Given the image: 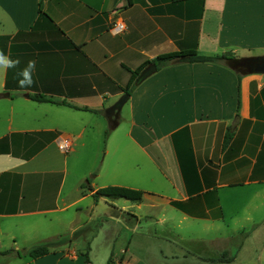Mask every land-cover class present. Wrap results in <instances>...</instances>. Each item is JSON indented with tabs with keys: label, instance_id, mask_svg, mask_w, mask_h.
I'll list each match as a JSON object with an SVG mask.
<instances>
[{
	"label": "crops",
	"instance_id": "0c3cea01",
	"mask_svg": "<svg viewBox=\"0 0 264 264\" xmlns=\"http://www.w3.org/2000/svg\"><path fill=\"white\" fill-rule=\"evenodd\" d=\"M0 18V252L11 250L0 264H86L72 242L31 257L36 234L22 228L80 230L101 200L115 214L117 200L134 208L132 229L143 219L157 225L108 264H264V74L179 58L135 83L115 124L106 112L131 71L159 54L263 55L264 0H0ZM125 105L126 127L110 133ZM57 137L71 149L62 152ZM102 137L109 161L94 167V153L65 188L62 156ZM105 186L142 197L95 201Z\"/></svg>",
	"mask_w": 264,
	"mask_h": 264
},
{
	"label": "rangeland",
	"instance_id": "374dc122",
	"mask_svg": "<svg viewBox=\"0 0 264 264\" xmlns=\"http://www.w3.org/2000/svg\"><path fill=\"white\" fill-rule=\"evenodd\" d=\"M0 21L5 24V28L0 26V30H7V24L5 23V21L2 18H0ZM119 98L120 97H118L115 102ZM126 117L128 118L127 105H125L122 109V122L120 123V125H118L115 131H110V133L116 131L121 132V130L126 127ZM108 142V137H102L99 145L93 144L87 146L86 149L82 148L81 150L78 149V146H74L73 152L62 156L65 157V160L67 162L68 175L65 182V188H68L70 184H72V181L74 182V178L76 177V175L80 173L82 174L84 170L88 171L86 170V168L91 164L92 161H94V153L97 156V158H95L97 159V162H95L94 167L100 168L101 170L102 166H105L110 158V152L106 153L107 148L111 150V145ZM94 173L95 172H93L92 174H88L87 179L89 181L94 180L90 176L94 175ZM82 186L86 187L85 180H83ZM90 203H92V199L91 197H88L82 205H88ZM122 204L123 201L121 200L115 201V205L119 208L117 209L119 211L116 214L115 210L112 209L111 205H109V202L107 201L101 200L100 202L93 204L92 209L88 213L84 212L82 214L85 223L80 228V233L77 235L78 237H82H80V240L74 239L72 241L70 249L72 247H76L78 251H85L86 253H88V259L90 260L91 264H108L111 257H114V253H119L118 251L120 247L123 248L127 244L126 242L131 236H133V240L135 241L137 238H142L141 236H146L153 233V230L157 226L153 218L147 220L143 219L135 229H132V226L134 225L133 219L135 216V209H123L121 208ZM74 209H70V212H72ZM120 209L122 211H120ZM144 211L146 210L144 209ZM39 217L43 218L42 215ZM31 220V218H28L26 220V223H30ZM43 220L44 219H42V221ZM22 229V231H25V233L27 234H36V238L30 239V245L32 247L47 239L48 236H44L45 234L50 235V233H53V236L67 235L73 237L72 233L77 228H74V226H72V228L62 230L64 228H57V225H39L38 228L35 229H32L30 227L26 228L25 230L24 228ZM61 248L62 246L57 247L53 249V251L60 250ZM64 248L66 249V247ZM18 250L20 252V255L23 256V246H19Z\"/></svg>",
	"mask_w": 264,
	"mask_h": 264
},
{
	"label": "trees",
	"instance_id": "16d2710c",
	"mask_svg": "<svg viewBox=\"0 0 264 264\" xmlns=\"http://www.w3.org/2000/svg\"><path fill=\"white\" fill-rule=\"evenodd\" d=\"M200 4L202 5L203 0H199ZM186 57L188 58L187 61L189 62H214V61H223L226 65L233 67L238 71H244V67L239 68V62L242 63L244 58H235L230 54H220V55H203L198 53L195 49L190 50H179V51H171L157 55L152 60H147L138 66L135 70L131 71V76L129 82L125 85L124 88H121L124 93L130 94L135 86V82L140 74V72L150 63L155 64L156 68L159 69L160 67L172 63L173 61ZM34 100L38 101H48L42 95H32L31 96ZM50 101V100H49ZM232 137L230 131H227L223 138V145L227 144ZM83 187V186H82ZM93 198L95 201L98 200L99 197H108V198H118L123 197L130 200L138 201L142 197V192L139 190H134L128 187L123 186H105L98 188L93 194ZM114 209V208H113ZM80 230H75L72 236L61 235V236H54L43 240L42 242L32 246L29 248L28 253L31 257L37 258L43 255L48 254L51 250L60 247L62 245L71 243L74 239H76ZM11 250H5L0 252V254H8ZM85 261L86 264H91L90 260L85 254Z\"/></svg>",
	"mask_w": 264,
	"mask_h": 264
},
{
	"label": "water",
	"instance_id": "95a60500",
	"mask_svg": "<svg viewBox=\"0 0 264 264\" xmlns=\"http://www.w3.org/2000/svg\"><path fill=\"white\" fill-rule=\"evenodd\" d=\"M182 61H187L188 58L182 57L180 58ZM243 62L245 63L244 71L246 73H258V74H264V54L258 55V56H252L244 58ZM156 70L155 64H150L146 66L139 74L137 80L135 83L140 82L144 78H146L148 75H150L152 72ZM129 94L124 93L114 104H112L107 109V118L110 120L113 124L116 123L118 113L123 106V104L128 99Z\"/></svg>",
	"mask_w": 264,
	"mask_h": 264
},
{
	"label": "built area",
	"instance_id": "2783aa9c",
	"mask_svg": "<svg viewBox=\"0 0 264 264\" xmlns=\"http://www.w3.org/2000/svg\"><path fill=\"white\" fill-rule=\"evenodd\" d=\"M110 30L114 34H119L125 30V25L121 20H116L111 24ZM56 143H57L58 148L62 152H67L71 149V142L66 137H57Z\"/></svg>",
	"mask_w": 264,
	"mask_h": 264
},
{
	"label": "flooded vegetation",
	"instance_id": "af4514ba",
	"mask_svg": "<svg viewBox=\"0 0 264 264\" xmlns=\"http://www.w3.org/2000/svg\"><path fill=\"white\" fill-rule=\"evenodd\" d=\"M240 67H245V63L244 62H242V63L239 62V68Z\"/></svg>",
	"mask_w": 264,
	"mask_h": 264
}]
</instances>
